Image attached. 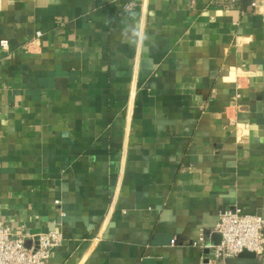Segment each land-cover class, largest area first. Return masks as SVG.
Wrapping results in <instances>:
<instances>
[{
	"label": "crops",
	"instance_id": "obj_1",
	"mask_svg": "<svg viewBox=\"0 0 264 264\" xmlns=\"http://www.w3.org/2000/svg\"><path fill=\"white\" fill-rule=\"evenodd\" d=\"M3 40L0 227L50 264H216L264 216L263 3L0 0Z\"/></svg>",
	"mask_w": 264,
	"mask_h": 264
},
{
	"label": "built area",
	"instance_id": "obj_2",
	"mask_svg": "<svg viewBox=\"0 0 264 264\" xmlns=\"http://www.w3.org/2000/svg\"><path fill=\"white\" fill-rule=\"evenodd\" d=\"M231 1H246L251 8H256L259 3L264 4V0ZM131 7L132 4L126 6V8ZM41 34L38 32L36 37H40ZM0 46L6 51L9 43L3 40ZM215 232L220 236L219 244H210L207 247L211 259L216 264H224L225 259L236 257L244 251L253 252L257 257L264 256V216L233 208L219 214ZM63 239L64 235L60 228L30 234L25 227L15 233L9 227L2 226L0 227V264H50L53 250L61 245Z\"/></svg>",
	"mask_w": 264,
	"mask_h": 264
},
{
	"label": "water",
	"instance_id": "obj_3",
	"mask_svg": "<svg viewBox=\"0 0 264 264\" xmlns=\"http://www.w3.org/2000/svg\"><path fill=\"white\" fill-rule=\"evenodd\" d=\"M206 251L209 252L207 249ZM256 259L257 256L255 253L244 251L236 257L225 259L224 264H254Z\"/></svg>",
	"mask_w": 264,
	"mask_h": 264
}]
</instances>
